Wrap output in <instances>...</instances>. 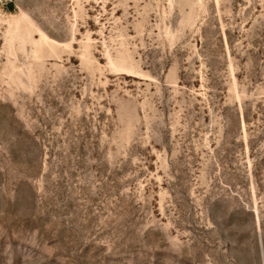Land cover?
Listing matches in <instances>:
<instances>
[{"label": "rangeland", "instance_id": "obj_1", "mask_svg": "<svg viewBox=\"0 0 264 264\" xmlns=\"http://www.w3.org/2000/svg\"><path fill=\"white\" fill-rule=\"evenodd\" d=\"M0 264H264V0H1Z\"/></svg>", "mask_w": 264, "mask_h": 264}, {"label": "water", "instance_id": "obj_2", "mask_svg": "<svg viewBox=\"0 0 264 264\" xmlns=\"http://www.w3.org/2000/svg\"><path fill=\"white\" fill-rule=\"evenodd\" d=\"M1 1V0H0Z\"/></svg>", "mask_w": 264, "mask_h": 264}]
</instances>
